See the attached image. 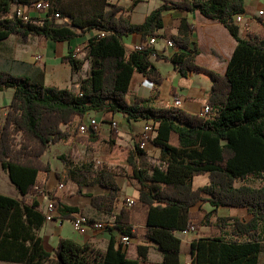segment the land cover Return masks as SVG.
Returning a JSON list of instances; mask_svg holds the SVG:
<instances>
[{
	"label": "trees",
	"instance_id": "16d2710c",
	"mask_svg": "<svg viewBox=\"0 0 264 264\" xmlns=\"http://www.w3.org/2000/svg\"><path fill=\"white\" fill-rule=\"evenodd\" d=\"M40 1L48 3L44 18L31 16L25 22L14 15V8L32 7ZM138 2L133 0L127 10L111 0H0V42L13 35L24 42L36 37L40 45L86 39V61L91 64V75L79 94L46 86L43 70L35 78L0 70V93L14 90L6 120L0 122V164L20 196L0 195V262L140 264L147 262L153 248L161 254V264H181L182 240L177 233L208 227L209 232L191 244V264L260 263L264 243V20L259 18L256 24L261 32L251 31L243 39L233 20L251 12L246 0H163L142 24H136L126 13ZM172 9L199 12L229 30L237 46L225 75L196 64L200 49L192 36L197 27L186 19L173 25L178 36L165 31L164 38L175 48L170 56L149 46L133 51L126 48L125 38L131 35H141L143 42L158 37L165 14ZM80 52L75 47L62 58L75 73L86 63ZM153 58L173 64L183 77L189 73L209 76L212 88L203 104L212 110L210 118L178 108H154L149 100L136 96L129 101L135 73L155 87L162 86L164 78ZM91 113L103 115L104 123H113L121 113L128 122L158 124L151 142L161 151L155 163L146 162L147 152L135 135L134 148L127 150L126 166L120 170L102 164L73 170L61 155L65 169L54 174L59 184L66 185L67 179L76 182L79 195L85 188L103 189L101 194L90 195L91 207L114 217V227L109 230L116 229L131 240L140 235L153 244L138 246L136 260L128 258L114 237L106 251L70 238H61L48 251L39 234L46 222L36 200L46 194L40 178H50L53 172L44 156L52 145L73 138ZM118 134L114 127L108 138L95 127L88 132L89 141L109 145V152L116 146ZM202 175L209 176V183L195 189L194 179ZM121 179L140 195L131 207L124 206L116 214ZM251 180L258 186L250 185ZM29 195L33 199H27ZM57 207L64 221L81 212L61 200ZM220 208L244 209L249 219L219 216Z\"/></svg>",
	"mask_w": 264,
	"mask_h": 264
},
{
	"label": "crops",
	"instance_id": "0c3cea01",
	"mask_svg": "<svg viewBox=\"0 0 264 264\" xmlns=\"http://www.w3.org/2000/svg\"><path fill=\"white\" fill-rule=\"evenodd\" d=\"M114 4H118L125 9H129L133 0H113ZM163 4V0H139L137 6L132 11H128L132 22L142 24L146 17L156 8ZM246 5L251 11L247 13V22L245 25H240V37L248 39V33L255 31L259 33L262 31L257 27L258 19L256 16L260 10H264V0H246ZM16 9V8H14ZM32 17L44 18V14L30 12ZM248 16H251L250 20ZM186 19L190 24L197 27V32L192 36L193 40L198 42L200 54L196 57V64L199 66L210 69L221 75L227 72L228 64L236 49L237 42L230 34L229 30L221 23L210 20L204 17L201 13L195 12L189 14L177 9H172L166 12L164 17V28L158 32L157 44L154 48L163 55H172L175 51L174 47H170L164 38L165 31L168 30L174 36L179 35V30L173 25ZM264 20V17H262ZM201 32V35H200ZM264 36V31H263ZM203 37V38H202ZM86 39L76 40L72 44L69 43H55L48 41L40 45L36 37H31L28 42H24L18 35H13L9 39L0 42V70H8L19 76H29L35 78L39 76L43 70L45 72V84L48 87H56L59 89H71L76 94L81 91V85L91 75V64L86 61L83 69L77 73L73 72L70 65L64 64L62 58L67 56L69 52L78 47L80 50L86 49ZM141 35H131L125 38L126 48L130 51L137 49L143 44ZM39 58V59H38ZM49 61H53L52 65H48ZM155 66L164 78L162 86L155 87L143 75L135 73L131 83L132 96L129 101L132 102L134 97L149 100V104L154 108H178L188 114L201 116L204 107L203 98L212 88V81L209 76L205 74L189 73L186 77L179 74L173 64L164 60H157L153 58ZM14 95V90L9 89L0 93V122L4 123L7 117V108L11 104ZM176 99H180L182 104L178 107L175 104ZM95 119L99 124L100 134L109 136L113 128L112 123H104L103 115L89 114L86 118ZM117 125L116 129L119 132L120 138L126 141L127 145H132V137L134 135L142 137V132L147 120H139L137 122H128L121 113L115 115L113 120ZM157 133L153 135L155 138ZM54 147V146H53ZM53 147L51 149H53ZM50 151V150H49ZM161 157L160 149L151 145L147 150L146 162L152 164L157 162ZM44 160L52 161L49 159V152L44 156ZM41 181L46 185L47 193L38 196L36 200L44 210L49 200V191L54 190L56 186V178L51 177L47 180L46 177L41 176ZM209 183V176L202 175L195 177L194 188L205 187ZM122 192L121 200L126 198H139V192L129 187L125 179H121ZM79 186L75 182H70L66 187V191L60 194L62 202L71 207H78L81 212L72 214L71 217L66 216L62 227L58 226L55 222H45L41 230L40 236L43 238L44 245L48 251H53L59 243L61 238H70L77 243L84 245L91 244L96 249L106 251L112 237L116 238L117 246H121L122 235L119 231L114 229L112 232L106 227L103 230H95L90 227L86 229L84 234L74 231L71 224V231L64 232L65 222H72L77 214H83L92 219V221L104 222L111 221L112 218L96 212L91 207L90 195H98L103 193L100 187H89L83 190V195H79ZM0 195L11 197L14 199L20 198L18 191L11 183L8 173L3 169L0 164ZM27 199H33L29 195ZM208 210L209 206H205ZM59 211V209H58ZM222 211H230V214H222ZM245 213V214H244ZM60 214V211H59ZM219 216L223 217H239L241 219H249L246 210L244 209H229L220 208L218 211ZM61 216V214H60ZM65 218V217H64ZM216 221V217L213 218ZM209 232L208 227H201L198 231L192 232H178L177 235L182 240L181 247V264H191V244L195 239L205 236ZM153 245L145 240L142 236L131 240V244L126 251L128 258L136 260L139 259L137 247L143 245ZM161 254L155 249L151 248L147 262L141 261L140 264H161ZM2 263V262H0ZM9 264V263H8Z\"/></svg>",
	"mask_w": 264,
	"mask_h": 264
},
{
	"label": "rangeland",
	"instance_id": "374dc122",
	"mask_svg": "<svg viewBox=\"0 0 264 264\" xmlns=\"http://www.w3.org/2000/svg\"><path fill=\"white\" fill-rule=\"evenodd\" d=\"M111 1L113 2V0H111ZM14 11H15V9L13 10V12ZM39 14H41V13H39ZM126 15H128V14L126 13ZM235 25H237L236 22H235ZM200 35H201V32H200ZM86 56H87L86 49L81 50V52L79 53V57L82 60L86 61ZM52 64H53V61L48 62V65H52ZM84 122H86V119L83 120L80 125H82ZM112 129H111V131H112ZM98 130L100 131L99 128H98ZM111 131H110V134H111ZM101 136L108 138L110 135L109 136L101 135ZM119 138H120V135H119ZM89 140H90L89 135L88 134H85V135L80 134L79 129H78L73 138L69 139L66 142H60L56 145H52L49 149L50 151L48 150L49 159H52V161L51 162L47 161L52 166L53 172L51 174V177L53 176L56 178V176L54 174L55 173L61 174L65 169V164L60 160L61 155H65L67 157L68 165L70 166V169H73V170L81 168V167L86 166V165H91V164H93L95 166L99 165V164L109 165L115 169L120 170L121 168L126 166V160L128 157V151L127 150L134 148V142L132 145H127L126 141H123L124 139H122L120 142H118V140H117L116 146L109 152V150H108L110 148L109 145L104 144L103 142L92 143ZM132 141H133V137H132ZM52 147H53V149H51ZM111 162H113V163L111 164ZM42 176L46 177L47 180L49 179L46 175H42ZM71 181H72L71 179L66 180V183H65L66 185H64L65 191H66V187L70 184ZM58 182L59 181L56 179V186H55L54 190L49 191V193H48L49 194V200L52 199V200H58V201L61 200L62 201V197H57V194H56L57 193V186L59 185ZM72 182H74V181H72ZM126 183H127V181H126ZM249 184L252 186H258V182L256 180H251L249 182ZM44 190H46L45 184H44ZM46 193H47V191H46ZM230 213H231L230 211H226L225 213L222 211V214H230ZM71 228H72L71 223L65 222L64 232L65 233L70 232ZM0 264H8V263H0ZM259 264H264V243L262 246V252H261Z\"/></svg>",
	"mask_w": 264,
	"mask_h": 264
},
{
	"label": "built area",
	"instance_id": "2783aa9c",
	"mask_svg": "<svg viewBox=\"0 0 264 264\" xmlns=\"http://www.w3.org/2000/svg\"><path fill=\"white\" fill-rule=\"evenodd\" d=\"M48 8V3L44 1H40L33 5L32 7H18L15 9V16L17 18L27 22L31 18L30 12L33 13H44ZM58 16V15H57ZM247 14L245 15H238V21L236 26L240 25H245L247 22ZM249 19L251 20L252 17L248 16ZM257 18H262L264 17V10H260L258 12V15L256 16ZM158 37H150L146 42H144L141 46H139L137 49H141L142 46H149V47H154L157 44ZM167 45L170 47H174V44L172 41H166ZM39 59V58H38ZM175 104L179 107L182 104V101L180 99H176ZM212 113V110L208 106H204L201 112V116L205 118H210V115ZM113 127L116 128V123H112ZM90 127H95L99 128V124L95 119H88L87 122H84L82 125L79 127V133L82 135L88 134ZM157 128L158 124L149 121L142 132V137H141V148L142 150L146 151L149 149L151 146L152 140H154L153 135L157 133ZM65 192V186L63 184H59L57 186V197H61L60 194ZM135 199L133 198H126L121 200L117 205L115 209V213H119V211L122 209V207H131L134 204ZM44 213V216L46 218L47 222H55L57 223L58 226L62 227L64 224V220L59 214L58 207H57V200H50L47 205L45 206L44 210H42ZM112 218L113 222L111 221H104V222H97V221H92L91 218L83 215V214H77L71 224L74 229V231L84 234L86 229L92 227L95 230H103L106 227H112L114 226V217ZM187 232V231H186ZM192 232V231H191ZM131 244V239L128 237H123L121 238V245L122 249L124 251H127L129 246Z\"/></svg>",
	"mask_w": 264,
	"mask_h": 264
},
{
	"label": "bare ground",
	"instance_id": "6f19581e",
	"mask_svg": "<svg viewBox=\"0 0 264 264\" xmlns=\"http://www.w3.org/2000/svg\"><path fill=\"white\" fill-rule=\"evenodd\" d=\"M238 21V16H236V18L233 20V24H235V22L237 23Z\"/></svg>",
	"mask_w": 264,
	"mask_h": 264
}]
</instances>
